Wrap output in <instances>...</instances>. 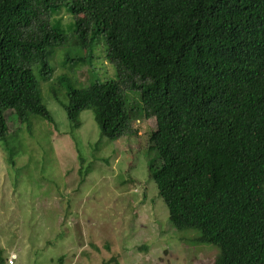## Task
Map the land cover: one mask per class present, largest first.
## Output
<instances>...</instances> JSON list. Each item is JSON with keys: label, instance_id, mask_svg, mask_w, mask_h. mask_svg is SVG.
<instances>
[{"label": "trees", "instance_id": "trees-1", "mask_svg": "<svg viewBox=\"0 0 264 264\" xmlns=\"http://www.w3.org/2000/svg\"><path fill=\"white\" fill-rule=\"evenodd\" d=\"M62 8L75 43L90 56L101 36L117 71L86 88L58 78L72 126L91 109L100 134L118 139L130 120L123 90L139 91L157 120L148 172L173 227L215 246L213 264H264V0H0V140L6 111L53 122L32 65L51 79L68 38L50 21Z\"/></svg>", "mask_w": 264, "mask_h": 264}, {"label": "rangeland", "instance_id": "rangeland-1", "mask_svg": "<svg viewBox=\"0 0 264 264\" xmlns=\"http://www.w3.org/2000/svg\"><path fill=\"white\" fill-rule=\"evenodd\" d=\"M57 20L68 38L54 48L51 79L42 80L40 66L32 65L53 122L30 114L29 126L13 111L5 113L0 264L10 258L14 264H213L219 250L198 243L196 231L173 227L149 176L148 166L158 163L149 140L157 120L145 114L139 91L123 90L130 120L116 140L100 134L91 109L82 111L80 126L73 127L54 98L53 91L67 100L61 76L78 88L117 77L101 36L87 56L75 43L66 9L50 18ZM79 54L85 61H68Z\"/></svg>", "mask_w": 264, "mask_h": 264}, {"label": "built area", "instance_id": "built-area-1", "mask_svg": "<svg viewBox=\"0 0 264 264\" xmlns=\"http://www.w3.org/2000/svg\"><path fill=\"white\" fill-rule=\"evenodd\" d=\"M8 264H14V260H13L12 258H10V259L8 260Z\"/></svg>", "mask_w": 264, "mask_h": 264}]
</instances>
